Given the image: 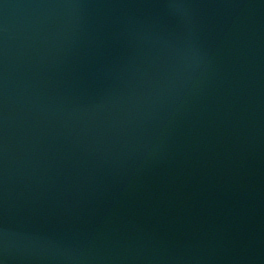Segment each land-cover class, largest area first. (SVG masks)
Wrapping results in <instances>:
<instances>
[{
    "label": "water",
    "instance_id": "obj_1",
    "mask_svg": "<svg viewBox=\"0 0 264 264\" xmlns=\"http://www.w3.org/2000/svg\"><path fill=\"white\" fill-rule=\"evenodd\" d=\"M0 264H264V0H0Z\"/></svg>",
    "mask_w": 264,
    "mask_h": 264
}]
</instances>
